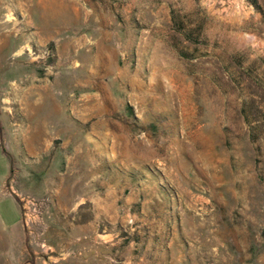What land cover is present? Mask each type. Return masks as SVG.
Returning a JSON list of instances; mask_svg holds the SVG:
<instances>
[{
  "label": "rangeland",
  "instance_id": "1",
  "mask_svg": "<svg viewBox=\"0 0 264 264\" xmlns=\"http://www.w3.org/2000/svg\"><path fill=\"white\" fill-rule=\"evenodd\" d=\"M0 264H264V0H0Z\"/></svg>",
  "mask_w": 264,
  "mask_h": 264
}]
</instances>
